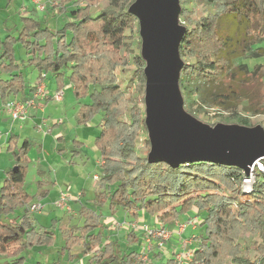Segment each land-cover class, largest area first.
Listing matches in <instances>:
<instances>
[{"label": "trees", "instance_id": "16d2710c", "mask_svg": "<svg viewBox=\"0 0 264 264\" xmlns=\"http://www.w3.org/2000/svg\"><path fill=\"white\" fill-rule=\"evenodd\" d=\"M51 1L67 12L65 4L70 0ZM100 1L73 0L69 20L58 28L42 26L31 16L21 17L18 34L0 39V70L9 74L8 79H0V98L26 88L21 63L15 57V45L20 43L28 57L26 64L54 76L58 89L71 84L80 104L78 124L101 115L102 129L93 140L102 160L95 188L98 204L107 203L111 212L120 206L133 218L143 211L165 226L195 211L201 222L190 264H225L227 257L235 264H264V245L259 247L261 257L251 261L240 255L236 243L242 232L264 236V159L253 168L252 190L243 193L240 179L244 170L237 165L206 160L170 165L164 160H148L149 152L139 156L135 140L139 125L148 133L145 116L139 118L135 99L124 97L113 75L117 65L129 61V55L120 52L126 45L125 31L138 21L129 10L135 0H107L105 7L92 14L91 7ZM196 1L213 11L191 18L180 6L178 17L185 23L178 47L183 62L178 79L183 109L193 115L194 104L198 110L213 108L226 122L235 119L251 127L240 106L244 104L251 115H264V64L250 68L235 60L264 53V48L254 46L264 39V0ZM133 60L141 83L140 99L145 103L146 61L142 54ZM129 102H133L130 109ZM127 110L128 121L121 120ZM147 145L150 151L149 138ZM27 148L24 140L13 152L16 164L6 171L0 187V256L8 258L3 264H24L23 251L54 241L50 227L40 225L27 208L33 195L23 188L27 168L20 164ZM19 208L18 218L9 217ZM78 214L82 224L61 232L63 254L80 247L84 253H92L90 264H134V250L118 257V243L105 241L99 212L82 205ZM159 264H172V260Z\"/></svg>", "mask_w": 264, "mask_h": 264}, {"label": "rangeland", "instance_id": "374dc122", "mask_svg": "<svg viewBox=\"0 0 264 264\" xmlns=\"http://www.w3.org/2000/svg\"><path fill=\"white\" fill-rule=\"evenodd\" d=\"M41 2L45 5V8L43 9H38L33 0H11V2H9V0H0V24L2 19H5L7 15L12 16L13 18H15V16L19 17V21L21 22V17L18 15V12H20L22 7H27L30 15H32L31 17L37 19L42 26L45 25L50 28H58L65 21L69 20L67 14L60 11L59 5L56 6L51 0H41ZM72 2L73 0H70L69 3H66L68 9L73 8L74 5ZM106 4L107 0H101L99 3L91 7V13L96 14L101 8L105 7ZM178 4L179 6H184L188 10L191 18L205 16L213 11L208 4L196 0H178ZM49 13L50 16H48ZM11 22L12 20H8L6 25L9 26ZM16 22L18 26H20V22ZM177 24L183 26L185 24L183 18L178 17ZM139 29V21H137L133 24L132 29H127L125 31L126 45L122 47L120 55L123 56L128 54L129 61L126 65H117L113 70V75L116 78L118 86L123 91L124 97L135 99L134 102L140 109L139 118H141L146 116V105L140 99L139 88L141 87V83L136 76L135 70L137 66L133 60L134 56H137L142 52V37ZM0 37H5L4 32L3 36L0 35ZM254 46L264 48V39L254 44ZM15 52L19 59L21 56L22 59L26 58L25 50L20 43L15 45ZM188 60L192 61V59ZM239 62H245L250 68L255 64H264V53L259 56L247 57L245 59L238 58L235 60V63ZM24 71H26V69ZM32 80L34 81L33 77ZM25 81L28 83L30 80L25 77ZM43 82L47 86V89H51L50 86L53 84L50 82L49 76H46L43 79ZM61 90V100L57 101L51 99L49 104L47 106L43 105L41 109L43 112L40 114V118L45 119V127L51 131H48V134L45 136H40L41 134L38 135L36 132L31 133V137H37L38 140H35L36 144H32L27 150L24 161V164L27 165L24 187L28 192L32 193V201H40L44 204V209L49 211V216L40 213H36L35 216L42 224H53L50 228L54 234V241L50 245L41 246L44 247V250L37 251V246H35L23 251L22 254L27 258L24 264H34L36 262L49 264L53 261H57L59 264L91 263L93 256L92 253H84L80 247H74L69 253H62V248L65 242L61 232L65 228L82 224L83 218L78 215L77 211L82 205L94 209L101 214L103 219L101 221L100 230L104 235L105 241H110L111 239L118 241L119 247L116 249L118 257L128 251L134 242V237L132 232H130V226L116 227L114 224L115 222L124 221L131 223L133 221L132 219H135L138 226H141L142 224H158L153 217H150L143 211H140L139 215L136 218H133L120 206H117L115 211L111 212L107 203L98 204L95 200L96 182L98 174L101 171V157L93 144V139L102 129L101 115L96 114L86 124H78L76 114V111L78 110V100L75 98L71 86L63 87ZM132 103L133 102H129L127 104L128 109L131 108ZM243 105L240 106V110L242 115H246L250 118V124L252 125L250 128L258 127L263 131L264 135V115H251L243 109ZM192 109L193 115L188 114L196 122L204 126L215 127L218 125H237L245 127L244 125L239 124L235 119L226 122L224 117L218 114L213 108L198 110L196 104H194ZM127 112L128 110L126 111V114L120 116L121 120L128 121ZM40 122L42 123V121H39L38 125H41ZM54 123H57L58 125H54ZM139 127L140 129L138 130L135 140L136 153L139 156H146L149 152V147L147 145L149 136L147 131H145L141 125H139ZM58 134L61 135V138L56 139ZM40 139L42 141H40ZM41 144V149L47 152V156L39 154L37 147ZM262 159H260V161ZM259 165L260 162L256 164V167ZM38 169L39 172L37 171ZM41 171L42 174H40ZM37 175L47 180H49L50 175L52 178H57V181L49 182L48 186L52 197L58 193L52 204L45 203L44 196L39 198V200L38 197L35 196V185L38 183L36 182V179L39 178ZM253 176L255 177L254 170ZM61 192L69 193L71 195V201L69 204L70 210L61 209L55 206V201ZM19 211H21V209L15 213L17 214ZM193 212L195 211L184 213L179 219L185 220V217ZM12 215L13 214L9 217ZM107 215H110L111 218L106 219ZM120 219H123V221H120ZM137 231L140 232L141 230L137 229ZM194 232L195 234H198L200 232L199 227L198 229H195ZM263 237L264 236L258 232H242L236 240V243L239 245L240 255L248 257L251 261L258 260L261 257L259 247L264 245ZM165 249H167L169 253L173 250L179 252L182 250L181 241L177 242V239L173 237L171 240L163 243L161 250ZM153 259L156 260V256H153L152 264L155 262ZM7 260V257L0 256V264H3ZM166 260L167 257L164 256L163 262ZM134 264H138L137 261H135ZM225 264L235 263L230 260V257H227Z\"/></svg>", "mask_w": 264, "mask_h": 264}, {"label": "water", "instance_id": "95a60500", "mask_svg": "<svg viewBox=\"0 0 264 264\" xmlns=\"http://www.w3.org/2000/svg\"><path fill=\"white\" fill-rule=\"evenodd\" d=\"M129 10L138 17L146 61L148 160L170 165L206 160L237 165L248 174L264 158L263 131L237 125L207 127L183 109L178 47L184 27L177 24L178 0H135Z\"/></svg>", "mask_w": 264, "mask_h": 264}, {"label": "crops", "instance_id": "0c3cea01", "mask_svg": "<svg viewBox=\"0 0 264 264\" xmlns=\"http://www.w3.org/2000/svg\"><path fill=\"white\" fill-rule=\"evenodd\" d=\"M9 2H11V0H9ZM53 4L57 5L56 2H53ZM65 5H66V8H67V12H64V13L67 14V16H68V10H70V9H68V7H67L68 5L67 4H65ZM18 15L20 17L32 16V15H30L29 10H28L27 7L26 8L22 7L20 12H18ZM48 16H50V13L48 14ZM8 20H12V22L10 23L9 26L6 25ZM16 21H18V23L20 22L19 21V17L15 16V18H13L12 16L7 15L5 17V19L3 18L2 22L0 24V33H2L0 35L3 36V32H4V36H7V35L16 36L18 34V32L20 31V29L22 28V23L20 22V24H19L20 26H18ZM53 28H55V27H53ZM1 38L2 37H0V39ZM0 53H1V49H0ZM15 57H16L17 61L19 63H21L20 71H22V73H23L24 80H25V77H27L30 81L28 83L25 81L26 88L24 89V91H20V92H17V93H10L4 99L0 98V131L2 132L1 139H0V187H1L2 183H3L4 178H5L6 171H8L11 167L15 166V164H16L13 152L17 151L18 147H20L23 144L24 140H26L28 142L27 150L32 146V144H36L35 140H38V138L37 137L36 138L31 137V133L36 132L38 135L41 134L40 136H43V135L45 136V135L48 134V131L49 132L51 131L47 127H45V119L44 118L43 119L40 118V114L43 112L41 110L42 108L41 109L40 108L31 109L27 119H25L23 121H17V120H12L11 116L9 115V113L4 109V106H3L4 101L11 100V99H17V100L27 99L30 96L31 87H33L40 80H42V82H43V79L46 76L50 77V82L53 84V85L50 86L51 89H47V86L44 84L47 92L50 94L53 91L58 89L57 88V83H56V80H55L54 76H52L49 73H45V72H41L40 73L32 65L26 64L25 61L28 58L27 56H26V58H23V59H22V56H21V58L19 59L16 56V52H15ZM0 62H1V60H0ZM25 69H26V71H24ZM42 74H44L43 77H42ZM32 77H33L35 82L32 80ZM8 78H9V74H7V73H5V72L0 70V79H8ZM66 86H71V84L69 82H67V84L64 87H66ZM71 89H72V86H71ZM50 100H51L50 98L46 99L44 101V105L47 106L49 104ZM77 103H78L77 107L79 108V106H80L79 101H77ZM77 112H78V110L76 111V114H77ZM39 121H42V123L40 122L41 125H38ZM28 122H29V124H28ZM43 125H44V127H43ZM54 125H58V124L54 123ZM57 138H61V135L58 134L56 139ZM40 141H42V140L40 139ZM10 146H11V148H10ZM41 146H42V144L37 147V149L39 151V154L42 155V156L43 155L47 156V152H45L43 149H41ZM27 150L24 152V154H22V158H21V161H20L21 165H25L24 161H25V155L27 153ZM99 156H100V154H99ZM101 163H102V160H101ZM25 166H27V165H25ZM37 171L39 172V169ZM40 174H42V171H41ZM49 177H50L49 180L41 178V177L36 179V182H38V183H36V185H35L36 186L35 187V195H42V197L44 196L45 197L44 198L45 203L52 204L58 193L54 197H52L50 195V189H49L48 186H49V182L57 181V178L56 177L52 178L51 175ZM24 185H25V181H24ZM24 185H23L24 190L26 192H28L25 189ZM28 193H30V192H28ZM30 194H32V193H30ZM38 200H39V198H38ZM32 202H36V201H31L30 203H32ZM19 209H21V211L17 212V214L14 213L11 216V218H13V217L18 218L19 215H21L22 208H19ZM19 209H17L16 211H18ZM48 212H49L48 210L43 209L41 212H37V213L49 216ZM33 214L36 215V213H33ZM193 215H195V212L187 215L185 217V220L188 219L189 217L193 216ZM107 218L110 219L111 216L107 215L106 219ZM36 219H37V217H36ZM102 219L103 218L101 216V221H102ZM123 219H120V221H123ZM53 220H55V219H53ZM132 220L136 221L135 219H132ZM154 220H156V219L154 218ZM185 220H180L178 218V220L176 222H173L172 224L166 226L168 229L173 231V235L170 237L169 240H171L173 237H175L177 239V242H180L181 240H186L188 242V246L193 248L195 243H196L195 237L197 235V234H195L194 231H195V229H198V226H196V227H192L190 225L186 226V229L184 230L183 233L180 234V236L175 232L176 231V223L177 222H181V221H185ZM37 221H38V223L40 225L47 226V227H51V225H53V224H50V223L49 224H42L38 219H37ZM130 232H132V234H133L134 242L132 243V246L128 249V251L134 250L135 253H137V251L139 249V245H140V243L142 241V231L138 232L137 230H134V229L130 228ZM185 235H186V237H185ZM182 237H184V238H182ZM111 240H113V239H111ZM169 240H167V241H169ZM114 241H116V240H114ZM167 241H165V242H167ZM106 242H108V241H106ZM116 242L118 243V241H116ZM118 247H119V244H118ZM43 248L44 247H36V250L37 251L44 250ZM168 254H169V252H168L167 249H165V252H163V251H160V248L158 247V245L157 246H153V248L151 250V253H150L151 261H152L153 256L154 257L156 256V260L153 259L155 261L154 264H159V262H163L164 256L167 257V260L171 259V254H169V256H168ZM1 257H3V256H1ZM30 259H28V260H30ZM30 261L33 262L32 260H30ZM135 261H137V257L135 258Z\"/></svg>", "mask_w": 264, "mask_h": 264}, {"label": "built area", "instance_id": "2783aa9c", "mask_svg": "<svg viewBox=\"0 0 264 264\" xmlns=\"http://www.w3.org/2000/svg\"><path fill=\"white\" fill-rule=\"evenodd\" d=\"M36 3L38 9L45 8V5L41 2V0H33ZM44 74H42V77ZM54 99L61 100L62 99V90L57 89L52 93H48L44 83L42 80L37 82L33 89L30 92V96L24 100L11 99L6 100L3 103L4 109L9 113L12 120L23 121L27 119L29 112L31 109L42 108L44 105V101L46 99ZM2 132L0 131V139ZM255 163L252 166L251 172L244 175L240 179V189L243 193H249L252 190V186L254 183L253 176V168L256 166ZM258 167V166H257ZM96 178V176H94ZM233 181H236L232 178ZM70 201L71 195L69 193L61 192L55 201V206L61 209L70 210ZM28 210L32 213L41 212L44 209V204L40 201L32 202L27 206ZM199 222H201V218L199 215H193L186 219L185 221L176 223V233L180 236L181 233L184 232L186 226L196 227ZM117 226L124 227L126 225L130 226V228L134 230L142 231V241L139 245V249L137 251V262L138 264H152L150 253L153 246H157L160 248V251L165 252V250H161L163 243L170 239L173 235V231L168 229L165 225L158 223L157 225H149L142 224L141 226L137 225L136 221L129 222H115ZM156 244V245H155ZM182 250L177 252L173 250L169 254H171L172 264H190V261L193 256L194 248L188 246V242L186 240H181Z\"/></svg>", "mask_w": 264, "mask_h": 264}, {"label": "bare ground", "instance_id": "6f19581e", "mask_svg": "<svg viewBox=\"0 0 264 264\" xmlns=\"http://www.w3.org/2000/svg\"><path fill=\"white\" fill-rule=\"evenodd\" d=\"M148 114V113H147ZM149 115V114H148ZM255 168V167H254Z\"/></svg>", "mask_w": 264, "mask_h": 264}]
</instances>
